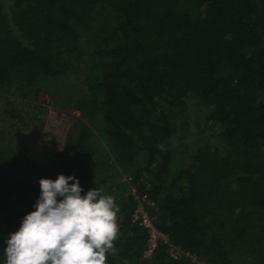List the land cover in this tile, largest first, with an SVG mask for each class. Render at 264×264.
<instances>
[{"label": "trees", "instance_id": "1", "mask_svg": "<svg viewBox=\"0 0 264 264\" xmlns=\"http://www.w3.org/2000/svg\"><path fill=\"white\" fill-rule=\"evenodd\" d=\"M11 2L0 5V95L36 100L46 90L82 114L42 168L0 136V208L12 206L0 221V264L35 210L40 179L60 174L75 175L82 195L115 196L107 264H194L171 257L167 243L144 258L137 199L130 186H106L120 179L118 170L102 176L109 162L157 201L151 217L171 243L208 264H264V0ZM74 77L67 93L55 87ZM189 102L207 126L187 162L174 108L191 113ZM6 105L4 120H23Z\"/></svg>", "mask_w": 264, "mask_h": 264}, {"label": "clouds", "instance_id": "2", "mask_svg": "<svg viewBox=\"0 0 264 264\" xmlns=\"http://www.w3.org/2000/svg\"><path fill=\"white\" fill-rule=\"evenodd\" d=\"M158 147L166 150L163 143ZM39 184L35 210L5 241L4 264H107L119 233L115 196L97 187L82 195L75 175L41 178Z\"/></svg>", "mask_w": 264, "mask_h": 264}, {"label": "rangeland", "instance_id": "3", "mask_svg": "<svg viewBox=\"0 0 264 264\" xmlns=\"http://www.w3.org/2000/svg\"><path fill=\"white\" fill-rule=\"evenodd\" d=\"M0 5L3 6L4 10L9 11L12 2L11 0H0ZM78 79V77H74L71 81L65 83V85L61 83L55 87L65 94L75 82L77 83L80 80ZM45 91L46 90H43L36 100L33 98H30L32 100L19 98L17 93L13 92L14 96L0 95V136L3 137L2 143L17 144L19 151L25 158L34 159L40 168L48 166L53 162V155H55L60 148H63L68 132L82 114L79 109L68 103L61 104L60 96L56 97L54 101V98ZM6 103L9 104L8 106L6 105V108L9 106H16L19 110L23 111L21 113L23 117L22 121L18 116H15L12 120L3 119L4 115L2 111H4ZM189 108L192 109L191 113L190 110L187 111L182 107L174 108V111L182 110L178 113L176 123L178 126V136L183 137L184 142L181 148L185 149L183 156L187 162L191 159L192 155L195 153L194 151L201 143V130L207 126V115L204 110L195 103H190ZM3 128L6 129L7 132H4ZM100 143H103L105 148H107L104 141L101 140ZM114 164V168L111 162L107 164L108 168H102V176L105 173L111 174V172L118 170L120 179L115 178L113 183L110 181L106 186H111V191H116L119 187L120 189L117 190L118 193L129 191L127 188L129 185L124 180L127 172H124L116 162H114ZM119 185H121V187ZM8 199L10 200V198ZM11 209V204H7L5 207L0 208V221L7 211ZM198 260H200L202 264H208L202 259L198 258ZM214 264L222 263L216 262Z\"/></svg>", "mask_w": 264, "mask_h": 264}, {"label": "built area", "instance_id": "4", "mask_svg": "<svg viewBox=\"0 0 264 264\" xmlns=\"http://www.w3.org/2000/svg\"><path fill=\"white\" fill-rule=\"evenodd\" d=\"M124 180L131 187L132 193L137 199V206L133 212V222L139 224V226L146 230L148 235L144 258H150L161 243H167L171 257L178 259L181 255H185L189 256L194 264H202L195 255L189 251H184L181 246L171 243L169 236L154 224L150 209L157 206V201L152 199L148 193L138 191V188L132 185L133 177L129 173L125 175Z\"/></svg>", "mask_w": 264, "mask_h": 264}]
</instances>
